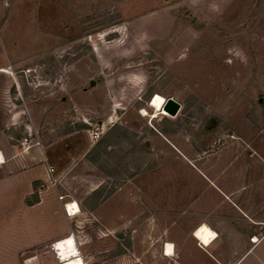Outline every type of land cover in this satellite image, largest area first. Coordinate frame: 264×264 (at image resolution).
Here are the masks:
<instances>
[{
	"label": "rangeland",
	"instance_id": "374dc122",
	"mask_svg": "<svg viewBox=\"0 0 264 264\" xmlns=\"http://www.w3.org/2000/svg\"><path fill=\"white\" fill-rule=\"evenodd\" d=\"M155 94L177 114L155 112ZM97 126L87 157L104 182L84 201L124 188L103 205L115 227L82 226L77 255L173 264L156 243L183 236L179 201L215 197L206 177L230 178L264 137V0H0V141L89 143ZM29 264L59 261L48 246Z\"/></svg>",
	"mask_w": 264,
	"mask_h": 264
},
{
	"label": "crops",
	"instance_id": "0c3cea01",
	"mask_svg": "<svg viewBox=\"0 0 264 264\" xmlns=\"http://www.w3.org/2000/svg\"><path fill=\"white\" fill-rule=\"evenodd\" d=\"M82 137L70 134L67 139L31 142L22 148L8 139L0 141V264H29L39 259V251L44 252L46 247L52 248L55 242L67 237L76 245H87L89 242L81 240L82 236L89 237V233L80 229L85 224L96 227L100 233L115 227L108 223L103 205L114 200L124 187L92 203L84 201L97 193L104 178L87 157L100 139L94 142L89 134L87 143ZM263 142L264 137L251 142V153L244 164L228 162L233 171L230 178L221 177L223 166L219 167L220 178L218 175L212 179L206 177L209 188L217 193L215 197L205 199L204 192L201 198L179 201L181 206L175 210L181 216L178 219L182 220L179 226L183 236L156 243V250L166 261L173 264H264ZM80 157L82 161L74 163ZM47 166L53 168L51 179ZM213 166L205 164L203 167ZM72 202L78 205L76 214H71L69 207L65 209V204L73 207ZM151 204L149 209L154 215L172 213L173 209L167 204L158 207L155 199ZM111 214L119 217L118 203ZM175 219L172 223L178 225ZM201 225H206L215 235L207 244L195 237V230ZM154 226L156 219L152 217L149 227ZM252 237L256 238L255 242ZM166 244L173 246V255L166 254Z\"/></svg>",
	"mask_w": 264,
	"mask_h": 264
},
{
	"label": "bare ground",
	"instance_id": "6f19581e",
	"mask_svg": "<svg viewBox=\"0 0 264 264\" xmlns=\"http://www.w3.org/2000/svg\"><path fill=\"white\" fill-rule=\"evenodd\" d=\"M164 103L165 98L160 94H155L149 105L158 113L164 110ZM68 207L71 214L78 213V205L76 203H73V207L70 205ZM214 236L213 232L206 225H201L195 230V237L204 244L209 243ZM52 249L60 262L59 264H83V260L77 255V248L71 237L55 242L52 245ZM165 249L167 255H173V246L171 244H166Z\"/></svg>",
	"mask_w": 264,
	"mask_h": 264
},
{
	"label": "built area",
	"instance_id": "2783aa9c",
	"mask_svg": "<svg viewBox=\"0 0 264 264\" xmlns=\"http://www.w3.org/2000/svg\"><path fill=\"white\" fill-rule=\"evenodd\" d=\"M103 132H104V129H103L102 126H97V127H95V128L91 131V138H92V140H93L94 142H95V141H98V140L101 138ZM22 144L25 145V147H27V146L29 145V143H28V138L25 137V138L23 139ZM35 144H38V142H36ZM47 172H48V175H49V179H51V173L53 172V168H52L51 166H47ZM52 183H53V181H52ZM59 198L61 199L62 196H59ZM72 203H73V202H72ZM72 203H71V204H72ZM65 209H68V204H65ZM68 212H69V211H68ZM68 212H67V213H68ZM251 240L255 242L256 238H255V237H252ZM79 258H81V257H79Z\"/></svg>",
	"mask_w": 264,
	"mask_h": 264
},
{
	"label": "water",
	"instance_id": "95a60500",
	"mask_svg": "<svg viewBox=\"0 0 264 264\" xmlns=\"http://www.w3.org/2000/svg\"><path fill=\"white\" fill-rule=\"evenodd\" d=\"M163 109L169 114V116H175L180 109V104L173 98L168 97L165 98ZM210 124L213 125L212 119H210Z\"/></svg>",
	"mask_w": 264,
	"mask_h": 264
}]
</instances>
